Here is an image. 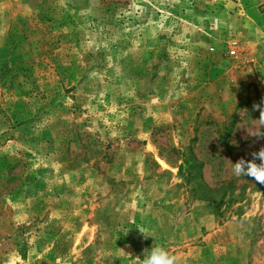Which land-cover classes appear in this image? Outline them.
I'll use <instances>...</instances> for the list:
<instances>
[{
    "label": "rangeland",
    "instance_id": "rangeland-1",
    "mask_svg": "<svg viewBox=\"0 0 264 264\" xmlns=\"http://www.w3.org/2000/svg\"><path fill=\"white\" fill-rule=\"evenodd\" d=\"M261 150L264 0H0V264H264Z\"/></svg>",
    "mask_w": 264,
    "mask_h": 264
},
{
    "label": "clouds",
    "instance_id": "clouds-1",
    "mask_svg": "<svg viewBox=\"0 0 264 264\" xmlns=\"http://www.w3.org/2000/svg\"><path fill=\"white\" fill-rule=\"evenodd\" d=\"M258 156L264 158V150H261ZM233 172L236 175H247L264 182V171L246 168L243 161L233 164ZM143 264H176V257L163 247H153L145 252Z\"/></svg>",
    "mask_w": 264,
    "mask_h": 264
},
{
    "label": "built area",
    "instance_id": "built-area-1",
    "mask_svg": "<svg viewBox=\"0 0 264 264\" xmlns=\"http://www.w3.org/2000/svg\"><path fill=\"white\" fill-rule=\"evenodd\" d=\"M234 45H236V43H234ZM233 53H235V51H233Z\"/></svg>",
    "mask_w": 264,
    "mask_h": 264
}]
</instances>
